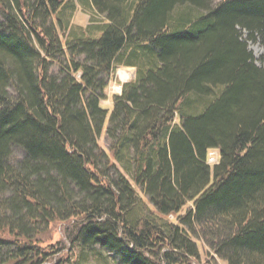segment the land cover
Returning a JSON list of instances; mask_svg holds the SVG:
<instances>
[{"label":"trees","instance_id":"1","mask_svg":"<svg viewBox=\"0 0 264 264\" xmlns=\"http://www.w3.org/2000/svg\"><path fill=\"white\" fill-rule=\"evenodd\" d=\"M78 1L0 0V264H264V0Z\"/></svg>","mask_w":264,"mask_h":264},{"label":"rangeland","instance_id":"2","mask_svg":"<svg viewBox=\"0 0 264 264\" xmlns=\"http://www.w3.org/2000/svg\"><path fill=\"white\" fill-rule=\"evenodd\" d=\"M76 10L74 12L73 21L80 25H87L90 21V18L92 16L98 17L95 13H93L92 10H87L84 8L82 4L78 0H76ZM246 34V32H244ZM248 48L252 51L255 62L264 68V46L263 44L258 40L255 41H248L247 42ZM119 70H122L127 77L125 79H122L119 75ZM136 73V67L133 65H118L114 71L113 76L111 77L108 87L106 88L107 97L103 100H101V103L104 107H107L109 109V112L112 107V100L114 94L121 93L122 90V83L129 81L130 79L135 77ZM99 144L103 148H107L108 146V140L106 138L105 130L101 133L99 136ZM210 149L208 151L207 157L208 160L211 162V164L217 163L218 156L216 159L215 152ZM216 150V149H214ZM16 155L18 157L21 156L20 151H16ZM217 160V161H216ZM65 226H67V229L72 228V223L70 222H57L54 223L51 228H49V232L45 234V237L43 235L44 245L45 243L54 242L56 243L59 239L58 246H60L61 250L57 252L52 259L48 260L44 264H55L59 261L61 258V261L65 264H73L72 261L74 259L78 258L79 251L78 249H74L71 242L68 239L67 231L65 232ZM199 249H200V262L201 264H226V262L217 256L211 257L210 254L207 252V246H205L202 242L199 241ZM84 264H120L117 260L114 254H110L107 251H102V253L99 255H92L91 253L87 255V258L85 259ZM193 264H198L197 262H194Z\"/></svg>","mask_w":264,"mask_h":264},{"label":"bare ground","instance_id":"3","mask_svg":"<svg viewBox=\"0 0 264 264\" xmlns=\"http://www.w3.org/2000/svg\"><path fill=\"white\" fill-rule=\"evenodd\" d=\"M119 75L122 79H125L127 77V75L122 70H119Z\"/></svg>","mask_w":264,"mask_h":264},{"label":"built area","instance_id":"4","mask_svg":"<svg viewBox=\"0 0 264 264\" xmlns=\"http://www.w3.org/2000/svg\"><path fill=\"white\" fill-rule=\"evenodd\" d=\"M212 151L215 152V154H216V159H217L218 151H217V150H214V149H213ZM208 158H209V157H207V161H208L209 163H211V162L208 160ZM216 161H217V160H216Z\"/></svg>","mask_w":264,"mask_h":264}]
</instances>
